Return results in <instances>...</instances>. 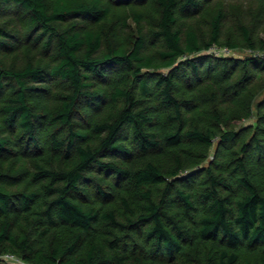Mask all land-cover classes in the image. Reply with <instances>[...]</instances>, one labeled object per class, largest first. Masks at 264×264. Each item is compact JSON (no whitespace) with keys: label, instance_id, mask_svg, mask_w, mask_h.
Masks as SVG:
<instances>
[{"label":"trees","instance_id":"trees-1","mask_svg":"<svg viewBox=\"0 0 264 264\" xmlns=\"http://www.w3.org/2000/svg\"><path fill=\"white\" fill-rule=\"evenodd\" d=\"M0 158V257L264 264V0H0Z\"/></svg>","mask_w":264,"mask_h":264},{"label":"rangeland","instance_id":"rangeland-1","mask_svg":"<svg viewBox=\"0 0 264 264\" xmlns=\"http://www.w3.org/2000/svg\"><path fill=\"white\" fill-rule=\"evenodd\" d=\"M232 11H233V13L236 14L237 12H241V8H239L238 6H235ZM207 16H209V15L207 14ZM204 18L205 17L203 16V14H200L197 22H203ZM211 52H213V51H211ZM219 53H221V54L229 53L228 54L229 56H235V57H239V58L243 57L245 55V52L242 50H239V49L229 50V51H226L224 53L223 52H219ZM261 95H262V92L257 95L255 100L260 99L262 97ZM252 120H246V121L244 120L241 122V125L246 126V125L252 123ZM255 122L256 121L253 120V123H255ZM32 159H34V158L31 157L29 160H32ZM27 161H28V158H15V159L0 158V170L2 172H8V173H12V174H16L17 172H21V171H29V168H27L28 167ZM20 188H21V185H19V184L11 185V190H13L14 192L19 190Z\"/></svg>","mask_w":264,"mask_h":264},{"label":"built area","instance_id":"built-area-1","mask_svg":"<svg viewBox=\"0 0 264 264\" xmlns=\"http://www.w3.org/2000/svg\"><path fill=\"white\" fill-rule=\"evenodd\" d=\"M229 51L228 49H222V52ZM3 259L7 264H29L23 261L21 258L15 256L14 254L6 253L0 257Z\"/></svg>","mask_w":264,"mask_h":264}]
</instances>
